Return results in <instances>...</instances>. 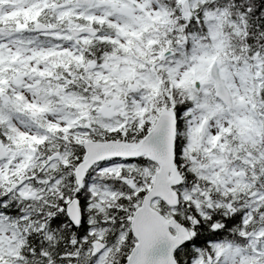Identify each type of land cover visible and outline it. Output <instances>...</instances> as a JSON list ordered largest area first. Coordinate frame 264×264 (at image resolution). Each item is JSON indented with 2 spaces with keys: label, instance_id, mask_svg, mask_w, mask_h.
Returning a JSON list of instances; mask_svg holds the SVG:
<instances>
[{
  "label": "snow or ice",
  "instance_id": "obj_1",
  "mask_svg": "<svg viewBox=\"0 0 264 264\" xmlns=\"http://www.w3.org/2000/svg\"><path fill=\"white\" fill-rule=\"evenodd\" d=\"M0 264H264V0H0Z\"/></svg>",
  "mask_w": 264,
  "mask_h": 264
}]
</instances>
